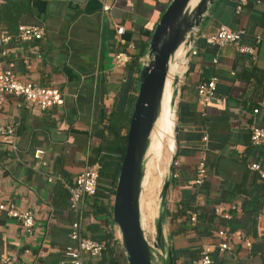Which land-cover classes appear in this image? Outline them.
<instances>
[{
	"label": "crops",
	"instance_id": "0c3cea01",
	"mask_svg": "<svg viewBox=\"0 0 264 264\" xmlns=\"http://www.w3.org/2000/svg\"><path fill=\"white\" fill-rule=\"evenodd\" d=\"M168 1L0 0V35L9 36L6 43L0 41V64L11 63L10 69L21 79L56 87L63 99L61 105L45 110L14 95L0 104V126L17 123L13 138L0 134V201L11 200L33 213L28 233L0 211V257H13L11 264H70L62 252L71 242L68 231L77 215L68 206L62 181L70 182L87 164L100 159L118 161L113 139L103 130L100 118L112 109H125L137 91L138 72L131 57L124 67L114 65L113 54L122 47L114 25L123 26L125 43L146 40ZM102 3L113 5L104 13ZM235 4L236 0H213L208 7L196 29L195 54L187 57L188 68L173 106L174 161L164 229L174 264L195 259L201 243L217 242L214 233L221 228L229 234L228 249L211 252L212 264H264L260 253L264 219L256 218L258 212L264 213V181L247 168L256 162L264 170V145L249 142L252 119L264 128V113H252L264 100V40L254 38L264 35V0H246L238 14ZM19 25L40 27L41 38L18 40L16 31L10 32ZM218 25L243 28L240 43L252 52H239L229 43L221 47L205 43L199 35ZM127 51L131 55L134 47ZM212 75L217 78L215 93L201 114L195 86ZM167 137L163 127L153 149L160 147L162 174L167 163L162 145ZM35 149H42L45 165L34 159ZM201 153L207 175L197 187L193 177ZM48 173L60 180L46 182ZM115 182L113 186L110 178L98 177L95 193L83 199L80 233L106 245L98 257L85 254L84 264H115L116 258L127 264L112 222ZM230 204L236 209L229 217L214 213L215 205L225 209ZM153 213L152 208L146 217ZM190 213L195 215L193 223Z\"/></svg>",
	"mask_w": 264,
	"mask_h": 264
},
{
	"label": "water",
	"instance_id": "95a60500",
	"mask_svg": "<svg viewBox=\"0 0 264 264\" xmlns=\"http://www.w3.org/2000/svg\"><path fill=\"white\" fill-rule=\"evenodd\" d=\"M213 0H169L149 35L147 48L137 74V91L129 116L124 150L119 162L112 204V222L118 234L127 264H174L165 237V200L174 161L170 155L167 173L158 192L159 209L153 220L152 246L146 241L139 214V195L143 177L144 154L153 123L158 115L168 65L174 52L182 46L188 68L187 54L193 45L196 29ZM173 80L170 110L178 93ZM157 257V259L155 258Z\"/></svg>",
	"mask_w": 264,
	"mask_h": 264
},
{
	"label": "built area",
	"instance_id": "2783aa9c",
	"mask_svg": "<svg viewBox=\"0 0 264 264\" xmlns=\"http://www.w3.org/2000/svg\"><path fill=\"white\" fill-rule=\"evenodd\" d=\"M246 4V0H236L234 12L238 14ZM113 3H102L101 10L107 13ZM122 25H114V33L116 35L117 42L122 46L118 48L113 54V62L116 67H124L129 59L130 54L127 49H133L132 43H125L121 37L123 33ZM243 28L232 29L227 25H218L213 31L199 36L205 43L221 47L224 44H233L239 52H252L249 46L240 43L241 36L243 35ZM42 36V29L36 25H19L16 30L15 37L20 41H31L40 39ZM198 35H195L196 39ZM8 35H0V41L6 43L8 41ZM255 41L264 40V35L257 34L254 36ZM194 42V40H193ZM124 46V47H123ZM5 54V50L1 51V55ZM195 54L193 45L190 47L187 57ZM215 63L216 60L213 59ZM11 63H7V67H3L0 64V104H2L7 96H21L24 100L34 104L38 109L45 110L52 106L61 105L63 102L62 94L56 87L43 86L29 80L21 79L12 72L10 69ZM217 78L212 75L207 80L201 81L195 86L196 105L201 114H204L205 108L215 93ZM258 111L264 113V100L258 102V105L252 109V113L255 114ZM17 128L16 122H11L6 125L0 126V134L13 138ZM202 142L205 143L207 136H202ZM249 142L252 145H264V128L258 126L252 119L249 125ZM12 145V144H11ZM13 146V145H12ZM42 149H35L33 151V157L42 166L45 165V161L42 158ZM99 163L93 162L87 164L70 182H63V186L68 194V206L77 215L76 219L71 222L68 231V238L70 244L66 245L63 249V255L66 257L70 264H84V255L90 257H98L105 249L106 245L102 241H96L87 237H84L80 233L79 215L83 209V199L86 196H92L96 191L98 181ZM247 168L256 172L257 176L264 181V170L256 162H250L247 164ZM205 169V156L200 154L196 163L195 175L193 177V183L200 187L206 179ZM55 179H59L57 174H46V182H51ZM236 209L235 204H230L223 209L220 205L214 206V213L220 217H229L230 211ZM0 211H2L7 217L16 219L23 229L30 233L33 228V213L31 210L20 209L11 200L0 201ZM256 218L259 220L264 219V213L258 212ZM189 220L191 223L195 222L194 213H190ZM264 221V220H263ZM217 242H203L200 244L197 257L188 264H212L210 253L217 250L219 252L228 249V232L221 228L215 231ZM244 244L249 246V241L244 240ZM260 253L264 256V243L261 246ZM14 261L13 257H0V264H11Z\"/></svg>",
	"mask_w": 264,
	"mask_h": 264
},
{
	"label": "bare ground",
	"instance_id": "6f19581e",
	"mask_svg": "<svg viewBox=\"0 0 264 264\" xmlns=\"http://www.w3.org/2000/svg\"><path fill=\"white\" fill-rule=\"evenodd\" d=\"M196 1L197 0H189L188 7L190 8L193 7ZM184 64H185V58L183 56V49H182V46H179L177 50L174 52L171 58V61L168 65V70H167L166 79L164 82L159 112L151 128L149 138H148V145L146 147L145 154H144V163H143L144 171H143L141 190H140V195H139V214H140V226H141L143 235L150 246H152L154 237H152V239L150 240L147 238V235L145 234V229L143 226L145 213H143V211L144 210L147 211V208H146L148 204L147 202L150 203L149 199L150 200L153 199L154 194L152 196V191L154 187L156 186L155 185L156 179L154 177V174L152 172H149L147 173V177L145 178L146 182L143 183V180H144V176L146 174L148 165H151L152 162L154 161L152 157V152H153V149L156 147L159 133L163 127L167 129V133H168V137L165 142L166 149H167L166 151L168 152V155H170V152H172V112L170 110V101L172 97L173 80L180 76L181 72L184 70ZM165 100H167L166 108L163 109ZM163 112H164L163 114L164 117L162 121L161 115ZM167 164L168 163H166V165Z\"/></svg>",
	"mask_w": 264,
	"mask_h": 264
},
{
	"label": "trees",
	"instance_id": "16d2710c",
	"mask_svg": "<svg viewBox=\"0 0 264 264\" xmlns=\"http://www.w3.org/2000/svg\"><path fill=\"white\" fill-rule=\"evenodd\" d=\"M16 30H11V34H13ZM149 33H146V40L142 39H136L133 40V47L134 52L131 53L130 57L133 61L132 64H135V73L138 72V59L142 57L146 45L147 40L149 38ZM129 37H126V40H129ZM207 80V79H205ZM204 81V80H203ZM134 97H130L127 103V107L123 110H115L112 109L107 114H103L101 116L102 121V127L103 130L106 131V134L112 137L113 145H114V151L118 154V161L114 163H110L108 159H100L98 160L99 163V171L98 176L102 178H110L112 181V184L114 186V182L116 180V174L119 166V162L124 150V144H125V134L127 130L129 115L131 111V105L133 103ZM121 251V250H120ZM121 256L122 252H121ZM124 257V256H123ZM124 263V258L121 261ZM115 264H121L119 263L118 259L116 258Z\"/></svg>",
	"mask_w": 264,
	"mask_h": 264
},
{
	"label": "rangeland",
	"instance_id": "374dc122",
	"mask_svg": "<svg viewBox=\"0 0 264 264\" xmlns=\"http://www.w3.org/2000/svg\"><path fill=\"white\" fill-rule=\"evenodd\" d=\"M183 72L184 70L181 72L180 76L178 77V81L176 83V87H179V84L182 80V77H183ZM172 112V111H171ZM160 143H161V139H160ZM166 143H164V145H162V152H163V157H164V160L163 162H165V158L167 157V160L168 161L167 163H169V158H170V155H171V152H170V155L167 156L168 152L166 151ZM153 154V159L154 161L152 162L151 165H148L147 167V170H146V174L144 176V180H143V183L146 182L145 178L147 177V173L149 172H152L154 174V177H155V181H156V186L154 187L153 191H152V196H153V199L150 200V203L147 202V211H143L145 214H144V222H143V226H144V229H145V234L147 235V238L148 239H152V237H154V228H153V219L157 216V213H158V209H159V197H158V192H159V189L161 187V184H162V181L164 179V176L166 175L167 173V167H168V164L164 167L163 169V174H162V165H161V159H162V153L160 152V147L157 149H155V151L153 150L152 152ZM162 175V177H161ZM153 208V217H149L147 218L146 216L151 213V210ZM157 259V257H155Z\"/></svg>",
	"mask_w": 264,
	"mask_h": 264
}]
</instances>
